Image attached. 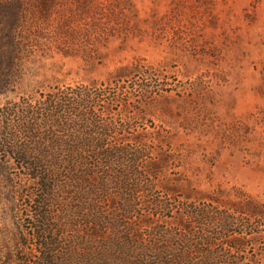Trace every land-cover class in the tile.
<instances>
[{
  "label": "rangeland",
  "instance_id": "rangeland-1",
  "mask_svg": "<svg viewBox=\"0 0 264 264\" xmlns=\"http://www.w3.org/2000/svg\"><path fill=\"white\" fill-rule=\"evenodd\" d=\"M100 83L132 94L127 115L169 142L177 159L158 182L239 188L264 213V0H0V112ZM2 161L16 190L0 175V264H30L31 196ZM247 241L264 264V233Z\"/></svg>",
  "mask_w": 264,
  "mask_h": 264
},
{
  "label": "trees",
  "instance_id": "trees-1",
  "mask_svg": "<svg viewBox=\"0 0 264 264\" xmlns=\"http://www.w3.org/2000/svg\"><path fill=\"white\" fill-rule=\"evenodd\" d=\"M116 86H54L0 112V175L15 193L2 159L17 161L31 196L29 263L260 264L247 239L263 237V206L239 188L158 182L177 158Z\"/></svg>",
  "mask_w": 264,
  "mask_h": 264
}]
</instances>
